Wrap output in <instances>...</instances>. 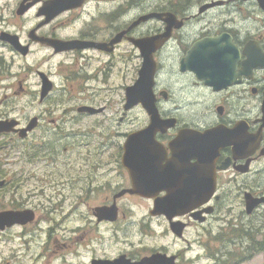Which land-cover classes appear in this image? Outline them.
Returning <instances> with one entry per match:
<instances>
[{
    "label": "flooded vegetation",
    "instance_id": "flooded-vegetation-1",
    "mask_svg": "<svg viewBox=\"0 0 264 264\" xmlns=\"http://www.w3.org/2000/svg\"><path fill=\"white\" fill-rule=\"evenodd\" d=\"M43 1L15 0L10 18L0 19V121L8 123L7 131L0 132V212H27L32 217L5 225L0 238L16 229L21 235L36 224L38 208H42L34 196L49 198V186L68 181L80 183L75 195L79 201L96 202L88 207L90 231L112 225L109 230L127 234L131 228L115 225L134 223L132 230L139 234L153 236L157 232L161 237L185 241L188 228L213 220L230 184H235L242 196L244 214L246 196L264 197V0H159L157 6H148L135 18H122L120 24L118 8H123L120 13L124 16L134 2L115 0L109 8L102 6L94 12L87 10L92 0H83L80 6L45 22V16L38 14ZM83 10L85 14H81ZM149 12L161 13V17L136 22ZM167 19L172 20L170 28ZM157 35H162L163 42L153 52L152 93L162 123L153 137L157 152L152 163L140 164L134 161L138 154L133 150L126 153L124 144L129 135L147 126L149 116L140 102L125 108L126 89L136 83L143 61L135 41ZM38 37L73 41L75 46L56 50ZM79 43L82 47H77ZM39 47L49 53L47 68L39 66ZM58 57L63 58L59 70L53 67V58ZM134 58L137 62L128 67ZM127 71L131 75L120 87L122 98L116 100L120 108L102 116L113 104L101 91L116 90L118 73ZM73 88L78 93L71 94ZM60 90L58 99L59 93H55ZM136 109L142 123L132 116ZM105 120L113 121L109 135L116 138L114 160L73 168L79 172L70 180L69 163H61L65 170L53 163L59 146L71 134L95 135ZM67 149L62 146V151ZM38 162L51 170L39 172ZM150 167L168 170L165 174L178 182L184 179L182 174L174 179L180 169L199 167L202 179L204 172L211 170L214 190L204 203L183 215L169 218L152 213L153 201L162 198L164 190L153 191L152 196L128 191L136 178L131 170ZM31 182L35 187L25 194ZM37 183L43 188L38 190ZM65 198L68 196L63 195ZM133 200L150 204L136 220L128 215L131 208L127 204ZM262 209L263 202L246 214ZM173 222L184 224L180 235L172 231ZM125 243L127 246L114 255L92 254L86 264L117 257L134 263L157 253L174 256V264H181L183 258V251L172 250L170 242L146 244L140 238L138 245L131 239ZM55 246L56 252L66 244Z\"/></svg>",
    "mask_w": 264,
    "mask_h": 264
},
{
    "label": "rangeland",
    "instance_id": "rangeland-1",
    "mask_svg": "<svg viewBox=\"0 0 264 264\" xmlns=\"http://www.w3.org/2000/svg\"><path fill=\"white\" fill-rule=\"evenodd\" d=\"M15 0H0V19L8 20L11 16V3ZM117 3L124 0H116ZM131 3L129 12L122 16L118 8V23L122 18H135L143 12L148 6H157L159 0H129ZM142 2H145L142 5ZM115 4V0H92L87 6L88 11L96 12L102 6L109 8L111 4ZM5 6L3 7V5ZM138 5V8L135 6ZM81 14H85L83 10ZM29 19V15L26 17ZM78 26L81 23L77 24ZM48 52L44 48L38 50L39 66L43 68L49 67L47 60ZM62 57L53 58L54 66L57 70L62 66ZM131 62L136 63L137 60L131 59L128 61V67ZM52 63V64H53ZM131 72L119 74L117 78V89L101 91V95L108 94L106 99L111 100L112 106H108L102 116H110L113 114V109L120 108V101L123 90L120 88L128 80ZM54 79L59 82V76L55 75ZM71 89V88H68ZM63 91H57L55 95L61 94ZM65 93V91H64ZM78 93L75 88L71 94ZM55 98V97H54ZM75 99V98H74ZM75 101V100H74ZM78 102V101H75ZM133 117H138L143 121V117L139 110L133 111ZM113 127V121H101L96 134L82 135L71 134L68 140H64V144L59 146L57 162L59 170H65L61 163H69L68 173L71 180L79 170L73 168H85L88 163L101 162L106 163L114 160V151L116 138L109 135V130ZM121 126L118 130H121ZM66 145L67 151H62V146ZM86 164V165H85ZM41 166L39 172L51 170V166ZM73 165V166H72ZM65 168V169H63ZM66 172V171H65ZM60 179V178H59ZM35 182H31L27 190L34 188ZM79 184L69 182L58 186H49L46 190L49 198L42 195L34 196V202L40 204L42 208H38L36 224L29 226L24 230V233L19 235L18 229L12 235H6L0 238V264H86L90 256L95 255H114L123 247L128 240L135 242L138 245V240L144 239L146 244L166 243L170 242L172 250L180 249L183 251L181 264H264V251L248 255L246 251L247 244L252 242V239H264V210L255 213L251 216L243 213L242 196L240 197L234 186H228V194L225 196L224 202L221 203V208L213 220L204 226L188 228L184 237L188 240H176L171 236L161 237L155 232L152 236L139 234L134 223L116 224V227L123 228L127 226L131 228L130 232L118 230L114 233L111 229L113 226L100 225L99 228L90 231L91 214L87 213L89 206L96 204L93 202L83 203L79 201L75 195L78 193ZM37 188L40 190L43 185L37 183ZM63 195L68 198L63 199ZM26 199V196H24ZM130 216L136 220L146 208L150 205L146 201L133 200L127 204ZM44 217V219L42 218ZM41 226V229L36 227ZM51 228L49 234L47 229ZM56 243H65V249H58L56 252ZM225 260V262H221Z\"/></svg>",
    "mask_w": 264,
    "mask_h": 264
},
{
    "label": "water",
    "instance_id": "water-1",
    "mask_svg": "<svg viewBox=\"0 0 264 264\" xmlns=\"http://www.w3.org/2000/svg\"><path fill=\"white\" fill-rule=\"evenodd\" d=\"M82 2L83 0H45L39 7L38 14L45 16L44 21L47 22L67 9L80 6ZM160 17L161 13L149 12L138 17L136 22L139 23L141 21H147L150 18ZM167 21L169 24L168 28H170L172 20L169 21L167 19ZM120 35L121 33H119L118 37H120ZM161 36L162 35L149 36L135 41V43L139 45L143 61L136 83L132 87L126 89L125 108H130L140 102L149 115L148 125L136 131L134 134L129 135L127 142L124 144L126 153L133 150L138 154L137 159L134 161L140 164L152 163V157L157 152V148L153 144V137L162 123L152 93L153 75L155 71L153 52L162 44L163 41L161 40ZM167 37L168 34H165L164 38ZM38 40L54 46L56 50L70 49L75 46L73 41L48 39L44 37H38ZM77 47H82L81 43H79ZM43 85L44 91H47L46 81H43ZM7 125L8 123L0 121V132L7 131ZM181 153L183 154L184 151L181 150ZM127 156H124V158H128ZM178 171H180V173L176 174L174 179H177L182 174V176H184L182 182L175 181L167 176L165 173H167L168 170L166 169L154 167H150L149 169L134 168L131 172H134L137 179L135 178L132 180L131 188L128 189V191L143 196H152L154 193L153 191L164 190L166 192L165 195L153 201L152 213L165 214L169 218L174 215H183L192 211L197 205L204 203L210 197L214 190V172L211 170L208 172L205 171V178L202 179L200 175L203 171L199 167H196V169L185 168ZM195 174H197V177H195ZM147 178H149V180H147ZM150 178L152 181H150ZM245 200V210L248 214L259 203H264V197L250 199L246 196ZM27 216L28 218L26 219ZM24 219L31 220L32 217L28 215L27 212H0V231L5 225H11L15 222H20V220L24 223ZM183 228V223L173 222L171 224L172 231L177 235L181 234ZM173 262L174 256L168 257L164 254L157 253L134 263L127 260L124 261L122 257H117L115 259H94L91 261V264H174Z\"/></svg>",
    "mask_w": 264,
    "mask_h": 264
},
{
    "label": "trees",
    "instance_id": "trees-1",
    "mask_svg": "<svg viewBox=\"0 0 264 264\" xmlns=\"http://www.w3.org/2000/svg\"><path fill=\"white\" fill-rule=\"evenodd\" d=\"M245 249H246V251L245 250H243V251L248 252V255L245 256L246 258L253 255L254 253L264 251V239L259 240V241L252 239V242H250V244H247ZM221 262H225V260H223Z\"/></svg>",
    "mask_w": 264,
    "mask_h": 264
}]
</instances>
